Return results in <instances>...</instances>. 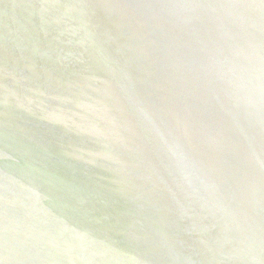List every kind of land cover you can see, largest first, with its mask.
<instances>
[{
	"label": "bare ground",
	"instance_id": "obj_1",
	"mask_svg": "<svg viewBox=\"0 0 264 264\" xmlns=\"http://www.w3.org/2000/svg\"><path fill=\"white\" fill-rule=\"evenodd\" d=\"M0 264H264V0H0Z\"/></svg>",
	"mask_w": 264,
	"mask_h": 264
}]
</instances>
